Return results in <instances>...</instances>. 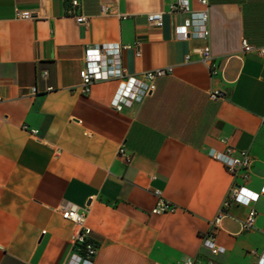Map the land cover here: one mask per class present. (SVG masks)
<instances>
[{
    "label": "crops",
    "instance_id": "1",
    "mask_svg": "<svg viewBox=\"0 0 264 264\" xmlns=\"http://www.w3.org/2000/svg\"><path fill=\"white\" fill-rule=\"evenodd\" d=\"M70 1L0 0V264H66L74 227L64 203L89 210L93 264H253L252 251L264 250V197L250 231L249 208L237 204L212 223L234 186L264 184V0H188L206 12L209 35L186 40L174 34L187 18L170 12L175 0H79L85 24ZM24 12L31 18L16 17ZM156 12L160 28L147 22ZM108 43L129 47L128 76L172 74L121 110L110 105L116 81L82 95L84 51ZM212 91L224 97L212 101ZM229 149L248 155L247 179L209 156ZM154 191L177 210L153 215ZM209 234L223 255L202 248Z\"/></svg>",
    "mask_w": 264,
    "mask_h": 264
},
{
    "label": "built area",
    "instance_id": "2",
    "mask_svg": "<svg viewBox=\"0 0 264 264\" xmlns=\"http://www.w3.org/2000/svg\"><path fill=\"white\" fill-rule=\"evenodd\" d=\"M201 5H207L206 0H199ZM69 12L77 24H85L88 21V16L80 13L74 14L75 10L80 9L79 0H71ZM182 11L187 14V18L183 24L177 26L174 34L177 39H206L209 35L207 27V14L204 11L193 12L190 10L188 0H175L170 6V12ZM105 8H101V13H106ZM17 18L28 20L31 14L28 12L17 13ZM147 22L151 27L160 28L162 26V14L160 12L151 13L147 16ZM244 52H249L251 47L246 41H242ZM129 48L128 46H121L115 43H108L99 46L86 48L84 51V65L79 72L80 77V93L87 95L90 91L91 85L96 82L116 81L117 88L110 101L112 108L121 110L124 107H130L134 104H141L147 97H149L155 90V81L159 78L172 74V68H159L153 71L146 72L141 78L128 76L122 66L121 51ZM204 61L210 59V52L208 47L203 49ZM139 55V52L137 53ZM264 56V50L260 52ZM46 75V73H45ZM32 93H36V89H32ZM224 94L220 91H212L209 98L212 101H217L223 98ZM27 129V128H25ZM32 135H37V131L30 130ZM231 149L225 152H216L214 150L209 152V156L219 161L224 167L234 176L243 172L242 177L248 178V168L251 164L248 155L245 152L234 156ZM121 157H128L125 154L124 148L118 150ZM158 202L152 210L153 215H163L174 213L177 208L175 205L165 202L159 191H154ZM250 194V195H249ZM264 197V184L259 192L251 191L244 186H234L228 193L227 197L222 203L220 213L213 221L212 225L216 226L219 221L226 215V209L231 204L241 205L249 208L246 219L242 225L243 229L250 231L254 226V221L257 212L253 205ZM89 215L88 209H80L78 206L71 203H64L61 208L62 219L73 224L74 233L72 236L73 252L70 255L66 264H93V260L98 252L99 246L91 238V230L87 226V219ZM202 248L206 249L211 256H219L225 253V249L218 246L215 242L213 234L202 237ZM255 256L253 264H264V250L257 252L252 251ZM181 264H211L200 263L192 258L185 259Z\"/></svg>",
    "mask_w": 264,
    "mask_h": 264
},
{
    "label": "snow or ice",
    "instance_id": "3",
    "mask_svg": "<svg viewBox=\"0 0 264 264\" xmlns=\"http://www.w3.org/2000/svg\"><path fill=\"white\" fill-rule=\"evenodd\" d=\"M250 195V194H249Z\"/></svg>",
    "mask_w": 264,
    "mask_h": 264
}]
</instances>
